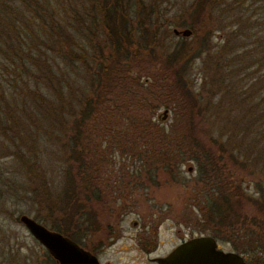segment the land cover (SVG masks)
Instances as JSON below:
<instances>
[{
    "label": "trees",
    "instance_id": "obj_1",
    "mask_svg": "<svg viewBox=\"0 0 264 264\" xmlns=\"http://www.w3.org/2000/svg\"><path fill=\"white\" fill-rule=\"evenodd\" d=\"M221 1L192 0L183 11L164 18L156 0H0V125L4 134L13 131L12 137L19 141L17 146L10 139L16 157H39L50 147L49 155L61 157L62 162L58 193V184L53 190L52 181L47 182L37 165L27 167V174L33 173L29 192L40 205H55L52 213L58 214V223L51 214L44 217L37 212L33 219L50 220L51 230L77 243L92 235L93 228L100 226L96 218L109 211L101 203L103 193L94 177V165L107 163L100 157H160L155 162L193 160L198 166L197 180L204 185V193L194 204L201 213L195 220L197 232L229 241L244 253L251 252L259 238L264 240V187L256 183L259 198L246 196L240 177L227 165L241 166L246 158H240L249 152L250 157H264V144L255 149L264 138H250L252 146L244 152L240 145L247 141L249 127H240L241 138L234 148L229 145L236 142L235 124V129L227 130L226 140L223 134L213 137L211 125L203 127L208 109L215 111L219 105L211 101L218 94L221 105L222 95L232 101L229 112L250 102L248 115L264 124V93L256 96L259 102H251L255 90L264 92V33L255 48L240 52L234 43L240 36L237 30L223 34L222 43H212L211 32L223 30L219 17L212 14ZM259 1L264 10V0ZM225 5V11L236 8ZM231 22L239 24L237 17ZM170 25L189 28L194 36L204 30V40L192 43L179 35L180 40L170 47ZM202 52L206 78L218 84H210L204 104L183 83L186 65ZM56 59L69 70L62 69ZM255 64L259 77L239 85L245 77H235ZM71 72L78 79H72ZM6 80L16 84L15 95L8 91ZM152 101L153 107L170 108L167 129L151 122L147 111ZM38 144L44 149L35 148ZM89 221L94 227L81 232V222ZM260 252L253 253L264 255ZM44 255L46 264H55Z\"/></svg>",
    "mask_w": 264,
    "mask_h": 264
},
{
    "label": "rangeland",
    "instance_id": "obj_2",
    "mask_svg": "<svg viewBox=\"0 0 264 264\" xmlns=\"http://www.w3.org/2000/svg\"><path fill=\"white\" fill-rule=\"evenodd\" d=\"M148 2V0H145ZM192 0H156V7L160 11V15L164 18H169L174 16L175 14L183 11L184 8L188 7ZM236 1V2H235ZM235 2V4H232ZM221 3L223 5H221ZM233 6L229 8H235L233 11H225L226 5ZM214 11L212 12L213 15L218 16L220 20V25L223 27V30H214L211 33V41L212 43H222L223 36L225 33H229L230 31H236L240 34V36H237V38L234 40L235 45H237L238 52L243 51L244 49H252L255 48L256 43L259 39H261V35L264 33V10H263V4L259 0H222L219 5L216 6ZM239 21V24L235 26L234 23L231 21L236 18ZM247 17V19H246ZM201 24L204 21H200ZM200 24V28L204 29L203 24ZM241 26L243 27V31L240 30ZM183 29L186 27H174L173 25H170L168 27V30L171 31V34L169 36V39L167 41L168 46L171 47L172 43H177V41L180 40V36H175L172 33V29ZM239 28V29H238ZM189 29V28H188ZM229 29V30H228ZM263 29V30H262ZM197 34L194 36V34L191 31V34L189 37H184V39L187 42L194 43L199 42L200 40H204V30L201 32L196 31ZM224 34V35H223ZM202 40V41H203ZM201 43V42H200ZM200 43L197 45L199 46ZM263 48H264V39H263ZM49 53V52H48ZM260 56V55H258ZM60 62V67L64 70H69L68 67L63 66V62L60 61V59H56ZM261 73L264 71V56L261 59ZM1 64V61H0ZM206 66L204 65V52L201 53L200 56L194 58L191 60L190 64L186 65L185 68V74L183 80L185 87L192 91L194 94H198L199 102H202L204 104V97L207 98L209 96V88L211 85L214 87H217L218 84L216 82H212V84L208 81V78L206 74ZM257 66L252 65L248 68H245L242 72L239 73L235 77V79H242L245 77V79L239 83V85L242 83V85H248L250 82H253L259 77L260 72H257ZM4 74V73H3ZM205 75V77H204ZM70 77L72 79H76L77 76L74 75L72 72L70 73ZM2 77H0L1 79ZM4 79H7L8 76L3 75ZM78 79V78H77ZM9 80V78H8ZM205 81V84H204ZM8 83V91L13 92L15 95V92H17L16 84L14 85L11 81H5ZM4 83L3 86L6 89V83ZM30 86H33L32 81L29 82ZM211 84V85H210ZM12 86V88H11ZM44 91H42L43 93ZM8 93V92H7ZM262 93H259L258 90H255L253 92V98L255 100H252V103L259 102L258 98L256 96L262 97ZM17 96V95H16ZM23 96H26L25 93ZM220 94L216 95L211 101L217 105V109L215 111H212L211 109H208L207 114L204 115V123L203 127L204 129H208V126H210L211 134L213 137H218L219 134H223L222 138L223 140H226V134L228 133L227 130L233 129L234 127L232 125L237 126V130L239 129L238 134L236 135L235 131V137L236 142L229 145L230 147L234 148L237 144L239 138H241L240 131L243 128H240L241 126L245 127L247 126V130H245V139L247 141L241 143L240 149L248 150V146H252L251 139L255 140L257 139V136L260 135L263 139L264 136V124L262 122L254 121V116L248 115V111L250 109L249 106H251L250 102L243 103V105L238 104L237 108L229 112V108L232 101H227L225 98H227L222 95L220 102ZM242 96V95H241ZM241 97H237V100H239ZM250 103V104H248ZM154 101H152L149 106H151L150 111L148 109L147 112L151 114V118L153 121H157V114L160 113L163 109L162 105H159L157 107H153ZM262 108L264 109V101H262ZM29 108H26V111H28ZM219 115V116H217ZM172 120V113L168 112L166 119L160 124V126L164 127L165 129L168 128L170 122ZM255 122V123H254ZM249 123H252L250 125ZM254 124V125H253ZM33 132L34 128H31ZM235 129V128H234ZM2 127L0 125V264H46L45 255L44 253L46 250L28 233V231L23 227L22 224L18 221V216L21 214H25L31 218H35L36 213L38 212V215L42 216L44 214V217H46L48 214H51L52 221H56L58 223V214L52 213L54 208L56 207L54 205H51V207H45L43 205H40L38 203V200L34 198L32 193L29 192V176L31 180L33 181V173L29 172V175L27 174V167L33 163V165H37V169H40L44 173V177L47 180V182L52 181V188L53 190L56 189L55 186L58 184L57 193L59 192V180H60V173L62 169V162L58 159L61 157H52L51 153L49 155L50 147H47L46 152L43 151L41 155H38L39 157H16L14 155L15 152V146L11 142V138L14 139V143L16 144V141L19 143L17 138H13V131H8L4 134V131L2 132ZM251 131H253L251 133ZM204 136V141L207 139L205 132L201 131ZM230 133H233L231 131ZM256 134V135H255ZM35 135V133L33 134ZM39 138L42 140H45L43 135L40 131H38ZM259 136V138H260ZM251 138V139H250ZM233 139V138H232ZM26 143V142H24ZM264 144V140L259 143L255 149L257 150L259 146ZM17 146L19 144H16ZM246 146V147H245ZM254 146V147H255ZM45 146L39 145L38 147L35 146L38 150L44 149ZM242 147V148H241ZM252 149V148H251ZM21 150L24 151V148ZM22 151V152H23ZM36 151V150H35ZM40 152V151H39ZM253 153V152H252ZM25 154V153H24ZM255 154V153H254ZM26 155V154H25ZM256 155V154H255ZM225 156V155H224ZM248 157H242L240 159H245L246 162L243 163L241 166L237 165L236 163L232 164L231 162H227V165L231 170L235 172L236 175H238L241 179V186L244 188V192L246 196L251 197H260V193L258 192V189L256 187V183H261L264 187V157H250V152L247 154ZM115 160L118 164H124L129 167V169H133L134 167H137L138 169H143L142 163H137L135 161L134 163H131L129 157H119L117 154L114 155ZM123 158V159H121ZM248 159V160H247ZM125 160V161H122ZM251 160V161H250ZM38 162V164H37ZM161 163V162H158ZM116 165V164H115ZM235 165V166H233ZM191 166L192 170L190 172L187 171V167ZM117 167V166H115ZM104 168V169H103ZM125 168V167H123ZM156 168V167H153ZM152 168V169H153ZM179 170L181 171V174L183 176V179L187 181L189 184L190 182H193L197 179V170L198 166L196 162L193 160H182L179 163L178 166ZM101 169L108 170L106 176H109V179L107 181L113 180V174L109 171L110 165H102ZM137 170L136 168H134ZM144 169H148V167L144 166ZM164 175L161 174L159 178L163 177ZM113 177V178H112ZM104 177H102L103 179ZM105 179V178H104ZM102 180V188L103 186L107 188H110V185L103 182ZM116 184H119L117 182ZM101 188V189H102ZM113 188V187H112ZM188 188L186 186H181L180 184H172L168 182H163L161 185L157 186H151L147 188L146 196H143V193H141L139 190H135V193L132 195L134 199L131 201L132 203L128 205L126 214H123L121 217L122 220L119 223L118 233H117V239L114 241L109 240L112 238H107L108 243L106 240H104V236L101 234L100 231H98L97 238L91 239L89 237H85L81 239L77 244L81 246L82 248L86 250H91L92 252H97L99 260L101 264L103 263H109V264H150L147 262L145 256L135 250L134 244L132 240H130L128 237L135 235L138 233V225L142 222V218H156L157 213H163L164 211H167L168 208L172 207V213H175L178 207L181 204V201L183 200V197L187 196V193L185 192ZM114 190V189H113ZM112 191V190H111ZM107 194V193H106ZM108 196V195H107ZM113 196V195H112ZM115 197V194H114ZM137 199V200H136ZM110 204L111 208L107 212V214L104 216L102 215L100 217L101 223H109L110 227L113 225V218L115 217V210L114 205L120 204V200H117V202L110 197ZM103 205V200L101 201ZM104 206V205H103ZM248 208H251L249 205H247ZM123 211V210H122ZM183 216L182 217H191L192 219V231L193 236L198 235L196 229H195V220L201 218V213L196 209L195 206H185L183 208ZM178 212V211H177ZM176 212V215H177ZM180 216V215H179ZM39 219L44 226L47 228L51 227V221L45 220L43 223L42 217ZM67 218V217H66ZM177 217H172V214L168 215V217L165 218V223L159 227L158 235L159 239H161V246L157 249L158 254L165 253L168 251L171 246H173L178 239L179 236L174 234L173 228H167L168 224H171ZM38 221V219H37ZM53 221V222H54ZM136 221L137 225L132 226V222ZM54 222V223H56ZM80 223L79 218L76 220V223ZM197 222V221H196ZM84 225L79 226V229L81 232H88L91 230L95 223L91 225V221L89 222H81ZM103 225V224H102ZM92 226V227H91ZM105 226V225H104ZM109 227V226H108ZM78 226H74V229L77 231ZM99 228V226H98ZM140 228V227H139ZM178 234L188 235L186 229L184 226L180 227V231ZM204 234L210 235L209 233L204 232ZM211 236V235H210ZM258 239V238H257ZM260 241L256 242L255 245L252 244V251L248 252L235 250L233 247V244L226 240H218L216 239L217 247L219 249H222L224 251H232L235 253H238L246 258L247 264H264V240L259 238ZM243 245H239L238 247H242ZM261 251L260 254L262 256H256L253 252ZM47 253V252H46ZM258 254V255H260Z\"/></svg>",
    "mask_w": 264,
    "mask_h": 264
},
{
    "label": "flooded vegetation",
    "instance_id": "obj_3",
    "mask_svg": "<svg viewBox=\"0 0 264 264\" xmlns=\"http://www.w3.org/2000/svg\"><path fill=\"white\" fill-rule=\"evenodd\" d=\"M163 110H166L164 118H162V111L157 114V121H153L151 118L152 123H156L160 126V124L166 119L167 113L170 112V108L166 107L165 105H162ZM103 158L107 161L105 165H110L109 171L112 172L113 174V180L111 179L110 181H107L109 179V176L107 177L105 172L107 173L108 170H102L99 169L102 167V164H95V176L96 177V182L98 183L96 186L97 189L102 188V180L103 182L107 185H110V188L107 185V190L105 191L106 187L103 186L102 193H103V205L104 207H107L110 209L112 206L110 204V197L114 199L116 202L117 200H120V204L114 205V210L116 213V216L113 218V225L110 227L109 223H101L100 217L96 218V222L100 224L99 228L98 226H95L94 233L92 235H89L87 237L91 239H96L97 238V232L100 231V235L102 234L104 236V240L108 243L107 238L110 237V241H114L117 239V233H118V226L120 221L122 220L123 214H126L127 212V206L130 205L134 197L132 196L135 193V190H139L141 193H143V196H146V191L148 187L154 186V185H161L163 182H168L169 184H180L181 186H186L188 190L186 189L187 196L183 197V200L181 201L180 206L176 210L175 213H172V207L168 208L167 211H164L163 213H157L156 218H142V222L139 223L138 227V233L135 235H132L128 237L130 240H132L134 244L135 250L143 254L147 260L148 263L150 264H157L156 263V258L159 257H164L166 256L176 245L181 243L184 240H187L191 237H193V231H192V219L191 217H182L183 216V208L185 206H190L193 207L195 206L194 204L197 202L196 199H201L203 196L202 194L204 193V185L202 182L198 181L197 179L194 180L193 182H190L189 184L185 179H183V176L181 174V171L179 170L178 166L179 163L176 164L173 161L169 164L167 162H162L161 164L158 162H155L156 160L160 159V157H129L131 163H134L137 161V163H142L143 169H138L135 170L129 169L127 165L124 164H118L117 161L115 160L114 157H100ZM123 159V158H121ZM146 159V160H145ZM125 161V160H122ZM116 164V165H115ZM117 166V167H115ZM144 166L148 167V169H144ZM168 167L167 169H161L160 167ZM125 167V168H123ZM153 167H156L154 169ZM153 168V169H152ZM192 170V167L189 166L187 167V171L190 172ZM163 174L164 176L159 178ZM102 177H104L102 179ZM119 182V184H116ZM113 187V188H112ZM114 189V190H113ZM112 190V191H111ZM107 193V194H106ZM105 194V195H104ZM115 194V197H114ZM108 195V196H107ZM113 195V196H112ZM148 198V196H146ZM137 200V199H136ZM196 207V206H195ZM123 210V211H122ZM172 214V217H177L171 224L167 225V228H173L172 230L174 231V234L179 236L180 238L178 241L171 246V248L166 251L165 253L158 254L157 249L161 246L162 242L161 239H159L158 235V230L159 227L162 226L165 223V218L168 217V215ZM180 215V216H179ZM103 224V225H102ZM105 225V226H104ZM137 223L136 221L132 222V226H136ZM109 226V227H108ZM184 226L186 229L188 235H183V234H178L180 231V227ZM140 227V228H139ZM198 235H203L204 233H199L197 232ZM197 236V235H196ZM98 260V253L93 252ZM244 261L245 264H247V260L245 257ZM99 264H101L99 260ZM103 264H109V263H103Z\"/></svg>",
    "mask_w": 264,
    "mask_h": 264
},
{
    "label": "water",
    "instance_id": "obj_4",
    "mask_svg": "<svg viewBox=\"0 0 264 264\" xmlns=\"http://www.w3.org/2000/svg\"><path fill=\"white\" fill-rule=\"evenodd\" d=\"M175 36L189 37L188 28L172 29ZM164 118L166 110L162 112ZM18 221L46 250L55 264H99L98 258L68 237L51 230L35 219L21 214ZM157 264H245L242 255L217 247L216 240L207 234L193 236L176 245L166 256L156 258Z\"/></svg>",
    "mask_w": 264,
    "mask_h": 264
}]
</instances>
